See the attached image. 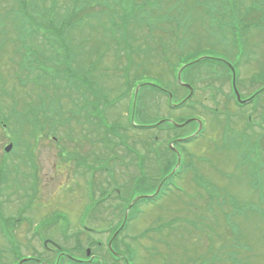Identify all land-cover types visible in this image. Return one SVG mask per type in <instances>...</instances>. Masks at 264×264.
<instances>
[{
  "label": "rangeland",
  "instance_id": "374dc122",
  "mask_svg": "<svg viewBox=\"0 0 264 264\" xmlns=\"http://www.w3.org/2000/svg\"><path fill=\"white\" fill-rule=\"evenodd\" d=\"M26 1L27 4L21 0H12L11 3L10 0H0V121L3 122L2 126L0 125V199L7 200L14 189L16 192L21 189L22 193V190L27 191L34 185L32 180L30 181L32 155L26 157L22 153L23 147L26 144L30 145L32 149L30 152L38 164L37 177L40 178L36 189L37 198L31 213L35 219L47 213L43 211L44 205H49L45 208L49 211L51 209L65 211L67 220L72 223L69 228L72 233L76 232V235L70 233V238L62 237L51 226L47 227L45 234L52 236L56 243L65 246L67 250L82 254L86 247L94 246L91 237L100 238L105 246L110 233L100 236L98 232L106 226L114 228L116 224L119 225L129 201L128 196L132 194L129 197L132 201L143 192L138 190L140 185L146 183L151 186L147 185L149 192L154 193L159 184L157 170L159 167L162 168L163 162L156 168L154 155L144 149V145H157L160 150H164L166 156L172 157L166 150V137L160 132H156V135L162 136V141L154 142L152 139L148 143L149 139L141 138L142 134L132 130L127 124L124 111L126 104L124 78H132L134 83L156 85L173 92L179 89L178 92L183 95L187 93V89L177 85L171 68L180 66L183 59L191 60L195 57H208L210 58L208 61L213 64H217L218 59L222 60L234 67L238 86L245 95L253 91L258 92L256 102L242 111L241 118L234 116L231 124L244 127L247 116H250L253 121V133H261L264 120L262 90L264 78H261L264 77V30L245 33L246 41L238 30L235 35L226 34L224 24L217 22L213 25L211 12L205 5H199L207 0H80L77 9L81 14L74 21L76 25L71 27L70 23L63 22L67 45L73 53L59 50L60 52L55 54L47 50L48 46H44L55 41L53 37L50 38L49 32L33 35L32 30L24 26L25 22L34 25L39 21L34 18L35 14L29 12L33 10L36 0ZM37 1L41 3L44 0ZM228 1L232 5L236 2L241 7H247L252 0ZM51 2L52 0H45L46 5ZM73 3L74 0H59L56 3L60 6L56 7L58 19L62 21L75 16ZM10 5L14 6L13 12L7 13L5 10ZM114 5L120 8L118 14L122 18L134 16L136 19L130 21L121 31H114L120 42L125 39L130 44L129 47L136 52L131 53L127 45L124 47L122 43L119 45L101 30L100 35L104 36L103 43L97 45L95 42L94 32L104 26L103 21L107 16L114 14L112 13ZM124 6L125 10L122 11ZM156 15L162 17L164 15L163 18L174 24L176 35L169 30L171 24L164 22L162 17L155 20L153 17ZM151 18L153 24L150 25H154L155 30L157 26L161 27L162 35L156 33L152 35L150 31L145 34ZM43 22L45 23L46 19ZM42 34L46 35V39ZM158 38L167 44L166 47H173V51L177 50L174 39L176 44L181 41L182 45L178 48L177 54L166 60L160 55L162 45L157 46ZM56 56L60 58V63L52 59ZM68 59H71L69 66L64 64ZM213 59L217 60L213 62ZM222 70L216 68L209 71L207 68H200L196 77H190L198 78L194 81L197 90L195 95L198 99L206 98L203 108L211 110L217 107L216 110H222L226 105L228 109L234 110L229 82ZM76 74L94 78L100 87L98 93L104 97L110 96L111 103L103 104L102 123H107L112 133L106 134L93 119L83 117L85 112L81 114L77 112L75 118L82 114L83 116L76 125L85 130V134L79 136V129L74 125L75 118L72 114L74 110L69 113L68 111L72 104L84 107V103L89 106L95 100L90 95L91 88L82 85L83 78ZM250 77L259 79L254 81ZM200 78L206 80L204 91L201 90ZM181 79L185 81L184 72ZM59 82L62 86L60 92L65 94L61 98L58 97L61 93L54 90L58 89ZM66 83L72 84L69 86L71 90L64 85ZM146 87L143 93H140L136 104V116L156 118L170 113L174 115V121H179L182 116L192 115L193 112L187 109H180L175 114L168 112L166 97L150 86ZM45 90L46 92H43ZM122 90L123 92L119 93ZM48 92H53V98L48 96ZM56 99L58 100L55 103ZM12 101L16 102L17 108H31V113L26 114V118L23 116L25 122V126L21 128L24 130L23 137L17 141H14L12 133L15 131L14 124L17 125L21 118L19 112H10V106L13 108ZM91 114L93 115V112ZM204 122L206 130L203 136L189 143V146H183L184 151L193 157L194 169H189L190 172L179 177L180 187L176 190L177 196L173 197V201L170 197H164L155 205H140L139 212L127 221L128 227L120 233L129 248L126 255L130 264H264V195L260 194L264 190L256 180L259 174L235 163L237 156L235 149L219 148L218 157H215L218 163H214L216 168L213 167V170L211 166L201 163L198 160L200 153L206 157V154H210V149L215 151L217 149V141H213V137L211 140L206 138V134L208 136L213 131H221L224 118L215 113L206 114ZM193 128L194 125L189 124L177 131L185 133ZM18 129L20 128H16V131H19ZM228 129L235 136L229 144L237 142L245 149L248 146L245 132L236 131L230 126ZM173 133L170 132L171 136ZM102 140H112L115 144V157H110L113 159L110 160L111 166L107 171L98 169L103 159L102 152L108 154L100 145ZM8 143L13 144V147L5 153L2 147ZM262 143L264 145V142ZM173 144L176 147L177 142L174 141ZM125 145L137 154L127 155L124 152ZM94 148L99 149V154H95ZM211 154L214 157L215 153ZM95 155L100 161H93ZM138 155L144 159L140 166L137 161ZM161 156L163 161L165 156ZM89 167L97 168L94 179L97 196L96 204L86 215L91 231L88 235L87 232H79L80 227L76 222L86 202L85 179ZM140 167L142 171L139 170ZM245 170L246 176H242ZM198 172L220 188L205 177L198 178ZM141 173L145 177L146 173H149L150 177L143 178ZM196 185L199 190L194 189ZM117 187L124 190L123 196L116 195ZM206 194L209 199L215 196L223 200V206L218 213L222 215L223 220L218 217L217 221L214 208L206 207ZM234 197L240 202L248 203H235ZM9 198L11 200L7 201L8 207L5 210L10 219L16 221V208H12L13 200L11 196ZM194 201L199 205H195ZM186 204L189 206H185ZM18 205L19 203H16L14 206ZM225 210L229 212L225 213ZM231 215L235 216V222L230 221ZM24 228L26 227H21L20 231ZM19 232V238L23 239L27 231ZM122 248L123 245L119 242L120 253L124 254L125 248ZM94 249H91L92 253L99 256ZM100 255L112 264H120L119 259L117 261L116 258L110 255L109 257L105 251L101 250ZM10 261L11 259H6L0 264H10Z\"/></svg>",
  "mask_w": 264,
  "mask_h": 264
},
{
  "label": "flooded vegetation",
  "instance_id": "af4514ba",
  "mask_svg": "<svg viewBox=\"0 0 264 264\" xmlns=\"http://www.w3.org/2000/svg\"><path fill=\"white\" fill-rule=\"evenodd\" d=\"M94 151L95 154H98L97 149H95ZM95 156L96 157L93 161H98V156ZM30 166L32 168L30 181L32 180V184H34L33 159L30 160ZM23 192L25 191L22 190V193ZM22 193L21 189L18 192L14 190L9 194L7 200L6 198L0 199V257L20 258L19 260H23L21 264H48V261L40 260V258H47L49 260L50 258H52V256H54V252H51V245L47 244V241H55L46 237L40 240L35 233L34 225L31 226V224L35 221V217L31 213L35 204L34 186L32 185V187H30V189L27 190L24 195ZM10 196L13 200L12 208H16V221H12V219H10L9 215H7L6 213L7 210H5V208L8 207L7 201L9 202V200H11V198H9ZM16 203H19V205L14 206ZM44 206L46 208L49 207V205ZM45 215L46 214L44 213L42 216ZM23 226H25L26 228L20 231L21 227ZM48 226L49 223H46V221L44 220L38 233L41 235V233L45 232ZM25 231H27L26 236L23 239H20L18 236V232L21 233ZM54 231L58 232V234L61 236L60 231ZM111 243H113V240L111 241ZM98 244L101 247V243L99 242ZM54 248L56 250V246H54ZM102 251L104 252L105 250L102 248ZM61 254L63 255L62 252ZM36 255H38L40 258L38 259L37 257H35ZM36 259L40 261L36 262Z\"/></svg>",
  "mask_w": 264,
  "mask_h": 264
},
{
  "label": "trees",
  "instance_id": "16d2710c",
  "mask_svg": "<svg viewBox=\"0 0 264 264\" xmlns=\"http://www.w3.org/2000/svg\"><path fill=\"white\" fill-rule=\"evenodd\" d=\"M53 1H54V0H53ZM58 1H59V0H58ZM263 5H264V4H263ZM261 7H262V5H260V4H256V3L253 5V10H254L256 13L259 14V17H258V18L264 16V8L261 9ZM262 30H264V29H262ZM23 131H24V130H23ZM23 131H20V134H23Z\"/></svg>",
  "mask_w": 264,
  "mask_h": 264
}]
</instances>
